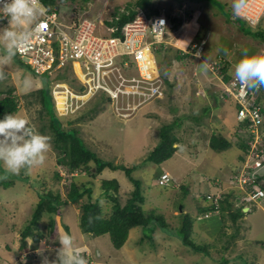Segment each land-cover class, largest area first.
Wrapping results in <instances>:
<instances>
[{"label": "rangeland", "instance_id": "374dc122", "mask_svg": "<svg viewBox=\"0 0 264 264\" xmlns=\"http://www.w3.org/2000/svg\"><path fill=\"white\" fill-rule=\"evenodd\" d=\"M155 1L153 7H165L169 10L174 29L166 36L168 44H165L163 52L155 51L165 79H173V82L167 81L170 84L167 85L166 97L140 106L131 117L125 116L126 119L123 120L113 115L112 100L98 95L85 105H80L78 110L76 108L75 113H69L60 120L64 128L76 127L87 147L101 158L116 164L139 166L133 176L141 182V191L145 198L143 209L146 212L154 210V214L165 216L164 220L172 227H179L182 216L189 213L194 223L191 237L201 245L203 251H194L183 244L177 235L161 230L155 231L154 238L149 241L142 238L145 234L143 227L133 228L126 244L116 249L109 234L95 237L85 233L80 227L81 204L88 199L85 196L79 202L68 203L62 209L61 215H54L60 225L55 243L49 235L48 227L52 216L45 214L35 231L44 233L40 238L44 242L43 246L38 243V248H29L20 258L15 256L19 253L21 232L31 223L36 203L43 192L52 191L66 199L72 182L78 187L84 184L88 186L91 182L97 196L102 191V177L116 178L120 184L118 196L124 204L135 185L123 170L113 171L106 168L101 174H97L93 161L89 163L88 169L71 173L59 164L61 157L55 148L57 136L50 126L48 113L56 114L55 103L59 110H64L66 97L58 100L62 93L56 98L53 97L52 83L46 75H35L16 56L6 59V51L1 54V49H6L8 43L3 36V30L8 26L0 21V90L6 91L10 86L15 89L21 106L15 114L26 119L35 131L46 137L49 145L41 169L40 165L31 172L22 169L17 174L18 177L8 173L3 162H0V180L5 177L9 179L13 175L17 178L15 183L9 182L7 188L0 184V262L3 264H15L19 261L20 264L25 263L27 254L32 255L30 261L33 264H39V258L42 264L45 261L47 264H54L58 260L59 237L62 234L70 235L76 246L85 249L83 255L87 264H264V198L256 203H249L252 210L245 212L237 223H233L227 214L222 220L217 217L205 220L204 216L199 215L200 205L206 203L203 195L216 189L215 180H219V176L223 180L224 189L233 191L234 206L237 207V199L243 194L241 188L226 181L230 172L236 170L241 154L244 155V150L240 148L242 139L235 135V131H239L236 105L233 103L230 108L229 102H223L219 97L218 102L215 101V93H220L224 88L222 77L217 68L212 72L204 61H212L219 54L229 64L228 70H233L242 57L243 49H248L250 54H264V41L254 38L248 27L245 33L240 30L239 25L226 21L225 17L232 10L234 0H199L198 3L192 0ZM135 2L136 0H96L91 5V12L101 9L104 11L105 3L108 4L109 12L121 4L129 6ZM226 4L229 6L226 7ZM71 13V6L62 7L60 18L67 21ZM109 13L104 16L108 17ZM241 22L244 23L243 20ZM197 28L200 36H196ZM260 29L264 30V21L253 30ZM207 30L211 37L207 40V45H204L203 53L206 54L203 61L187 53L182 54L194 38L204 39ZM106 34H109L108 29ZM218 44L220 47H217ZM77 66L76 72L80 75L79 65ZM72 73L68 76L69 79H73ZM53 74H57V71ZM130 74L135 76L132 71H128V75ZM195 77H198L199 83ZM65 82L73 91L82 87L78 79L75 82ZM40 87L45 88L44 105L38 91ZM258 95L260 91L255 90L254 98ZM207 106L212 107L209 114L204 112ZM195 116L199 117V122L194 120ZM175 119L180 123L173 132L179 139L175 144L177 153L161 164H145V157L160 142L161 127ZM212 132L227 137L233 143L232 147L221 152L211 149L209 143ZM163 171H168L172 177L169 187L158 185L157 178ZM261 172L264 173V170L256 173ZM20 174H25L30 179L26 182L20 180ZM175 181L188 188L189 193L185 198L183 191L173 186ZM227 191L224 192L225 195L228 194ZM105 201H102V207L104 215L107 216L112 210V204L109 200ZM181 207L185 209L182 210ZM31 240L30 238L29 241ZM49 247V254L41 255L46 254ZM37 254L41 257L33 259Z\"/></svg>", "mask_w": 264, "mask_h": 264}, {"label": "built area", "instance_id": "2783aa9c", "mask_svg": "<svg viewBox=\"0 0 264 264\" xmlns=\"http://www.w3.org/2000/svg\"><path fill=\"white\" fill-rule=\"evenodd\" d=\"M104 11L91 12V4H78L75 0L55 1L47 5L43 0H35L36 16L25 22L24 30L31 32L27 46L18 54L32 65L36 73L42 74L58 67L72 65L76 71L79 65V81L82 83L78 91H73L56 84V93L65 94L64 110L60 114L74 112L80 105H85L98 93L105 92L112 99L115 112L128 116L145 103L164 96L163 79L160 75L155 51L161 48L169 24L168 14H155L145 8H137L136 17L126 22L121 35L112 36L115 27L107 21L119 19L114 11L108 12L105 3ZM71 6L72 13L67 21L60 18V9ZM121 11H126L121 6ZM109 13L108 17L104 15ZM264 15V0H247L240 16L251 25H256ZM8 25V19H0ZM109 29L110 36L101 30ZM195 48V49H194ZM200 52L201 47L194 43L191 50ZM212 69L221 71V59L210 64ZM127 70V72H126ZM133 72L135 76L128 75ZM222 73V72H221ZM227 96H234L241 104L238 119L243 122L240 131L248 148L240 164L229 177V184L243 190L237 199V205L244 202L256 203L264 198V173H256L264 167V125L261 107L254 102V90L242 86L232 76L225 86ZM85 97V98H84ZM126 111V112H123ZM246 119L247 122H246ZM263 177V179H261ZM172 181L169 173H162L159 184L168 186ZM218 191L206 195L207 200L219 210L220 202L226 190L223 184L215 182ZM224 189V191H223Z\"/></svg>", "mask_w": 264, "mask_h": 264}, {"label": "trees", "instance_id": "16d2710c", "mask_svg": "<svg viewBox=\"0 0 264 264\" xmlns=\"http://www.w3.org/2000/svg\"><path fill=\"white\" fill-rule=\"evenodd\" d=\"M45 4L51 5L57 0H43ZM61 2H65V0H59ZM78 1V4H88L93 0H75ZM196 3L200 2L199 0H192ZM155 1L153 0H136L133 5H129L126 8V11L122 12L121 7L117 6L113 11V16H118L119 19H114V21H107L106 23L109 26L115 27V35H121L122 26L128 22L133 20L136 17L137 8H145L148 11H152L155 14L160 12V9L153 7ZM212 4V3H211ZM229 4H226L228 7ZM228 16L225 17L226 21L233 23L234 25H239V28L242 32L247 33L245 30L246 27L251 29L250 33L254 38L264 41V30H253L251 26H249L244 20V23L241 22V18L233 15V10L227 12ZM198 36H200V31L198 32ZM202 34V32H201ZM1 54L5 53L6 49H1ZM164 50V49H162ZM229 64L224 60H221V72L225 75V78L228 79L230 75V71L228 70ZM69 68V67H67ZM65 69V71H60L56 75H51L49 72L43 74H37L35 71V75H46L50 78L52 83L51 93L53 90V86L55 82L61 81H77L75 76H72L73 79H69V75L71 74L70 68ZM69 72V73H67ZM170 84V83H169ZM81 86V85H80ZM44 89L40 87L39 93L41 94L42 103L44 105ZM53 94V93H52ZM102 98L105 97L112 100L108 94L102 92ZM20 101H18V97L15 95V89L10 86L6 91L0 90V118L6 113L15 114L20 110ZM56 108V107H55ZM211 106H207L204 109L205 114H209L211 110ZM50 116V126L55 132L57 139L55 143V148L59 152V156L61 157L59 160V164L66 167L67 171L76 172L83 171V168L88 169V165L90 162H94L97 167V174H101L106 168H110L113 171L123 170L125 174L128 176L130 181L135 185L134 190L131 193V196L128 198L126 203H122L120 197L118 196V191L120 188L119 181L116 178H106L102 177L101 188L102 191L95 195V190L91 182L88 183V186L84 184L82 187H78L75 182L71 183L70 191L68 193V198H63L60 194H54L52 191H45L41 194L38 202L36 203V208L33 212V216L31 219V223L21 232V237L19 239V253L18 258L21 255L25 254L26 251L31 249H36L39 243L40 246H43L44 242L40 239L43 236V232H35L37 227H39L40 220L44 217L45 214H51L50 221L48 223V227L50 228L49 235L53 238V242L55 243V239L59 232V224L57 220L54 218V215H61L62 209L68 203L79 202L82 198L87 196V202L81 204V216H80V227L87 234H92L95 237L102 236L104 234H109L111 238V242L116 249L122 248L130 235V231L135 227H143L145 230V234L142 238L149 239L152 241L154 238L153 235L155 231L161 230L170 235H177L181 238L183 244L191 247L194 251L201 252L203 248L200 244L194 242L192 239V231L194 223L190 217L189 213H186L182 216V221L179 227H172L170 224L166 223L165 216H159L154 214V210L151 212H146L142 205L145 202V198L143 196V192L141 191V182L138 178L133 176V172L139 168L136 165H125V164H116L112 161L105 160L99 156L96 152L87 147V144L84 143V140L79 135V130L74 128H64L61 122V118L63 116L59 115L57 109L55 113H48ZM84 116V115H82ZM194 120L199 122V117L195 116ZM180 125L179 121L175 119L173 122L162 126L160 130V142L156 146L154 150H152L144 159V163H156L161 164L164 160L173 157L178 148L175 144L179 141L178 136L173 133L175 131V127ZM237 129L240 130V126L238 125ZM238 138L242 139L240 148L247 152V142L243 136L241 131L235 133ZM233 143L227 137L222 135L221 133L213 132L210 137V147L214 151L221 152L226 149H230ZM240 160H242V156H240ZM41 166L39 169H41ZM258 169L257 171H259ZM0 171L2 169L0 168ZM5 172V171H4ZM8 174V173H7ZM17 176V174H15ZM15 175L11 176V178L5 177L0 180V184L7 188L11 182L15 183ZM20 180L27 181L29 176H25V174H20ZM160 175V174H159ZM60 175H57L59 177ZM18 177V176H17ZM39 180V178L37 177ZM184 193L187 195L189 191L184 186ZM228 195H224V198L220 202V212L221 214L228 215L229 219L233 223H237L239 219L244 216V212L241 208L236 210H232V203L227 200ZM107 202L109 200L112 204V210L109 215H104L102 201ZM214 206V205H213ZM215 207V206H214ZM214 207H209L206 209L207 211L214 209ZM204 209H200L203 211ZM231 211V212H230ZM193 218V217H192ZM194 219V218H193ZM195 222V221H194ZM223 224V223H222ZM34 226V227H33ZM176 229V230H175ZM33 241H29V239ZM49 243V242H48ZM154 243V242H153ZM32 246V247H31ZM24 252V253H23ZM39 254H37V258H39ZM32 255L27 254L25 263L21 264H33L30 259ZM34 259V258H33ZM13 262V261H12ZM39 264H42L40 260L37 261ZM3 264V262H0ZM15 264H20V261Z\"/></svg>", "mask_w": 264, "mask_h": 264}, {"label": "clouds", "instance_id": "9594fccd", "mask_svg": "<svg viewBox=\"0 0 264 264\" xmlns=\"http://www.w3.org/2000/svg\"><path fill=\"white\" fill-rule=\"evenodd\" d=\"M153 1H155V0H153ZM246 1L247 0H234L233 5H232L233 15L238 16L239 18L244 20L249 26L252 27V29H257L259 27L260 22L264 21V15L260 18L259 22L256 25H254V26L251 25L246 19H244L240 16L242 10L245 7ZM121 5H123V4H121ZM121 5H120V7H121ZM125 8H127V6H125ZM37 11L38 10L35 7V0H0V19H2V18L8 19V25L5 24L8 27H6L3 30V36L8 41L7 46H6L5 58L7 59V58H11V57L16 56L22 62L27 64V66H29L32 71H35L32 68V65L27 63L25 59H22V57H18L17 53L23 47L27 46V44L31 38L32 33L26 32L24 30L23 26H24L25 22H30L36 16ZM4 23H6V22H4ZM172 27H173V25H172ZM172 27L167 31V34L174 30V29H172ZM198 28H200V26ZM198 28H197L196 36H198V32H199ZM107 29L103 28L101 30V32L105 35H110L111 34L110 31H109V34H106ZM167 34H166V36H167ZM111 35L112 36H119V35H115L113 33ZM166 36H165V39H166ZM209 38H210V34H209V31L207 30L205 33L204 39L200 40V39L194 38L188 44L187 49H185L182 52V54L187 53L188 55H191L193 57H196V58L203 60L204 55L206 54V53H203L204 52L203 48H204V45H207L206 43H207V40ZM194 43H198V45L201 47L200 52L195 53V50H194L195 48L191 50ZM165 44H168V42H164L162 44L161 48L158 50H161L163 52L162 49H164V47L166 46ZM169 45H171V42L169 43ZM224 51H225V53H227V49H225ZM156 59H158V58H156ZM219 59L227 62L226 59H223L221 57V55H219V54L217 57L214 56L211 59L212 61H208V62L204 61V62L206 64V67H208L209 70L214 72V69L211 68L210 64H212L214 61H217ZM157 63H158V60H157ZM158 66H159V63H158ZM67 67L70 68V70L73 72V73L72 72L71 73L74 74L76 79H78V74L74 70L72 65H67V66L61 68L55 64L53 69H50L46 72H49L51 75L54 76L53 73H55L56 71H57V73H59L60 71H65V69ZM159 71L161 72L160 66H159ZM46 72H44V73H46ZM218 74L222 77V83L224 85L223 86L224 88L221 89L220 93H215L216 94L215 96H217V98L215 97V101L218 102V97L221 98V100L223 102L228 101L230 108H231V104L234 103L236 105L235 108L237 111L236 120L238 121V125L240 127L242 126L243 122H241L238 119V115H239V110L243 106L234 96H227L226 92H225L226 84H228L230 82L232 76H234V78L236 80H238L242 86H246L247 88L253 89L254 92H255V90L260 91V95H258L256 98H254V102H255L256 106L261 107V114L263 115V125H264V54H250L248 49H243L241 59L234 65V69L230 71V75H231L230 79L229 80L226 79L225 78L226 74L221 73V71H219V70H218ZM160 75H161L163 82H164L163 83L164 96L161 98H158L156 100H153L149 103L155 102L157 100H163V98H165L166 94H167V85L169 83V82L167 83V81L170 80L171 82H173L172 77L169 79H165L164 74L162 72L160 73ZM195 79L199 83L198 77H195ZM226 80H228V82H226ZM78 81H79V79H78ZM56 84H62L63 87L69 88L66 85L65 81L56 82V83H54L52 93L54 91ZM69 89L72 90V88H69ZM79 90H80V88H79ZM74 91H78V90H74ZM99 94H101V93H98L96 96H98ZM52 95H53V97H55L54 93ZM253 97H254V93H253ZM149 103H145L144 105L149 104ZM55 106H56V109L59 113L57 103H55ZM77 110H78V108H77ZM111 110H112L113 115L119 116L123 120L126 119L124 115L121 116V115L117 114V112H115L113 105H112ZM134 111H132L131 114L128 115V117H131L134 114ZM69 113H75V111L69 112ZM68 114H59V115L68 116ZM247 120L248 119H246V122H247ZM235 133H236V131H235ZM48 147H49V145L47 143L46 137L41 135L39 132L35 131L29 125V123L26 119L19 117L18 115L13 114V113H6L3 116V118H0V162H3V165H4V167L8 173L19 174L22 169H25L28 172H31V170L34 167L42 165L45 162V159H46L45 154L47 152ZM245 153L246 152L244 151V155H245ZM244 155L241 154L242 159H243ZM240 162H241V160L239 158L238 165L240 164ZM260 170L263 171L264 167L261 168ZM165 172L169 173L168 171H163L162 173H165ZM232 172L233 171L230 172L229 177H230ZM161 174L157 178V182L159 181ZM169 175H170V173H169ZM229 177L226 180L227 182L229 180ZM0 178H2V177H0ZM261 179H263V177ZM216 181L223 184V180L221 177H219V180H215V182ZM158 185H160L159 182H158ZM170 185H171V183L168 186H162V185H160V186L169 187ZM173 186L175 187V189H178L179 191H183L184 198L186 197V194L184 193V186L185 185L183 183H178L175 181L173 183ZM261 186L264 188V183H262ZM215 187H216V185H215ZM186 189L188 190L187 187H186ZM216 191H218V189H215L213 192H216ZM226 191H227V189H226ZM227 192H228V194H227L228 196H226V197H227V200L232 203V210H236L238 208H241L242 210L244 208H249V210L247 212H250L252 210L249 203H253V202H244L241 205L236 204L237 207L234 206L233 191H227ZM209 193H212V192H207L206 194L203 195V199L206 201V203H203L199 207V215L204 216L205 219L214 217L213 215H215V214H218V215L221 214V213L219 214L220 208L218 211H216L213 204H211L207 200L206 195ZM209 207H214V209L207 211L206 209H208ZM183 209H185V208L182 207V210ZM200 209H204V210L200 211ZM197 220H198V217H197ZM59 243H60V249L58 251V260L56 262H54V264H87V261L83 255V253L85 252V249L83 247L76 246L70 235H68V234L60 235ZM50 244H52V243H50ZM54 246H57V245L54 244ZM50 251H51V248L49 247V249H47L45 251L47 253L41 254V255L47 256V254H49ZM51 256H52V253L49 257L51 258ZM36 258H37V255L34 257V259H36ZM45 264H47V261H45Z\"/></svg>", "mask_w": 264, "mask_h": 264}, {"label": "bare ground", "instance_id": "6f19581e", "mask_svg": "<svg viewBox=\"0 0 264 264\" xmlns=\"http://www.w3.org/2000/svg\"><path fill=\"white\" fill-rule=\"evenodd\" d=\"M125 2V1H124ZM96 3V0H93V1H91L90 2V4L91 5H94ZM126 4V3H125ZM155 8H158V9H160V12L159 13H156V14H161V13H163V12H165V13H167L168 14V17H169V19H168V21H169V24L171 25V18H170V14H169V10H167L165 7H159V6H156ZM106 36H110V35H106ZM17 56L18 57H21L18 53H17ZM198 60H201V59H199L198 58ZM58 94L59 93H57V97H58ZM61 96H59V98H58V100H61V99H63L64 98V96H65V94H60ZM53 217V216H52ZM44 234V233H43ZM40 259V258H39Z\"/></svg>", "mask_w": 264, "mask_h": 264}, {"label": "crops", "instance_id": "0c3cea01", "mask_svg": "<svg viewBox=\"0 0 264 264\" xmlns=\"http://www.w3.org/2000/svg\"><path fill=\"white\" fill-rule=\"evenodd\" d=\"M195 2V1H194ZM194 2H192V3H194ZM196 3V2H195ZM206 9H207V7H206ZM216 10V9H215ZM214 14L215 13H213L212 14V16H214ZM226 19V18H225ZM171 25H173L172 23H171ZM209 26H207V29L209 30L210 28H208ZM210 37H211V35H210ZM221 38H222V41H223V36H221ZM172 42V41H171ZM217 47H220V45L218 44V46ZM212 49V48H211ZM214 49V48H213ZM208 53V52H207ZM227 58V57H226ZM228 59H230V60H232L231 58H228ZM199 61H203L202 59L201 60H199ZM234 63V62H233ZM76 67H78V66H76ZM57 97V93L55 94V98ZM213 133V132H212ZM211 133V134H212ZM220 177V176H219ZM218 215V214H217ZM216 214L215 215H213L214 217H217V218H219V220H222V219H224V217H225V215L224 214H220V216H217ZM211 218H213V217H211ZM226 218V217H225ZM242 218H243V216H242ZM207 219H209V218H206L205 220H207Z\"/></svg>", "mask_w": 264, "mask_h": 264}, {"label": "water", "instance_id": "95a60500", "mask_svg": "<svg viewBox=\"0 0 264 264\" xmlns=\"http://www.w3.org/2000/svg\"><path fill=\"white\" fill-rule=\"evenodd\" d=\"M181 209H182V207H181ZM248 210H249V208H244L243 209L244 212H247Z\"/></svg>", "mask_w": 264, "mask_h": 264}]
</instances>
